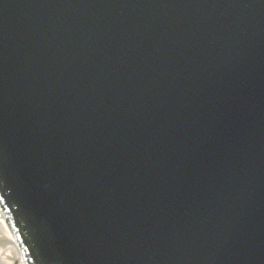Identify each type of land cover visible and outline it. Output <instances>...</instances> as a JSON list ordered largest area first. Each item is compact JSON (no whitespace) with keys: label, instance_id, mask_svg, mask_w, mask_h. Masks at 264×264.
<instances>
[{"label":"water","instance_id":"95a60500","mask_svg":"<svg viewBox=\"0 0 264 264\" xmlns=\"http://www.w3.org/2000/svg\"><path fill=\"white\" fill-rule=\"evenodd\" d=\"M248 1L238 0L237 9L228 10L214 9L197 0H0V88L10 86L11 97L4 103L11 113L19 118L25 111L31 119V126H24L19 133L23 136L26 131L32 141L36 196L56 220L58 229L54 232L62 236L68 227L78 232L67 245L58 242L62 251L72 254L77 248V253L84 254L81 264H102L103 254L111 257L112 264H153L147 258V247L152 249L153 242L140 235L144 224L139 215L151 221L144 212L140 186L148 183L146 189L156 192L160 189L152 179L160 177L165 189L160 193L173 195L175 207L166 213L157 208L155 211L169 229L178 230L172 233L174 240L182 247L189 246L182 264H264V149L256 160L244 153L248 142L254 144L253 137L264 142V100L246 78L260 79L263 74L253 59L242 64L234 58L228 64L225 53L228 44L239 51L258 48L260 40L264 44V0H256L251 9L254 14L246 12ZM51 4L54 8L49 10ZM206 8L211 10L213 31L221 37L220 45L213 49L211 37L194 35L195 24L202 19L200 12ZM159 10L169 20L162 28H156ZM113 14L118 18L111 19ZM250 17H258L263 24L249 22ZM127 19H132L129 27L137 39L128 31L120 33ZM106 29L114 31L113 36ZM68 35L91 37L99 51L90 52L89 58L80 52L81 42L70 41ZM151 55L158 60L153 62ZM115 58L118 63L127 62L129 71L140 70L141 76L154 66L165 67L163 73L170 75L178 71L175 78L194 92L192 99L202 98L204 92L206 108L202 116L196 122L181 121L183 130L170 141L171 134L162 138L160 131L166 128L174 133L178 125L175 119L170 125L165 123L158 105L132 109L133 105L126 106L108 96L109 90L89 83L83 85L106 99V106L73 103L64 108L77 101L70 81L80 83L77 75L88 65L82 62L96 61L98 66H88V70H100L110 79L102 65ZM204 63L231 74L240 87V99L227 94L223 85L209 88L200 83L198 66ZM60 79L64 89L54 100L51 94ZM175 87H167L169 93ZM67 88L71 91L65 97L70 99L64 101ZM138 88L140 103H146L147 91L155 104L165 96L164 84L155 92L145 84ZM245 102L252 103L255 115L244 125L246 129L238 127L237 122L233 129L229 118L221 119L227 130L223 134L215 127L206 129L208 124L214 126L216 115L221 113L222 117L226 109ZM223 147L236 151L231 154ZM74 170L78 176L75 182H68ZM54 175L65 180L61 189L49 181ZM90 175L97 184L91 187L92 194L86 195V203L83 194L90 187L85 179ZM130 183L135 186L130 187ZM80 214L88 216L91 223L85 224ZM80 239L91 240L81 246Z\"/></svg>","mask_w":264,"mask_h":264},{"label":"bare ground","instance_id":"6f19581e","mask_svg":"<svg viewBox=\"0 0 264 264\" xmlns=\"http://www.w3.org/2000/svg\"><path fill=\"white\" fill-rule=\"evenodd\" d=\"M7 244L8 246H4ZM0 256L7 261L6 264H18L20 262V257H18L17 252H15L13 243H12V236L8 231V228L3 221L2 217L0 216ZM22 263V261H21Z\"/></svg>","mask_w":264,"mask_h":264},{"label":"rangeland","instance_id":"374dc122","mask_svg":"<svg viewBox=\"0 0 264 264\" xmlns=\"http://www.w3.org/2000/svg\"><path fill=\"white\" fill-rule=\"evenodd\" d=\"M1 263H3V262L0 261V264H1Z\"/></svg>","mask_w":264,"mask_h":264}]
</instances>
